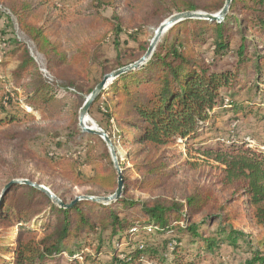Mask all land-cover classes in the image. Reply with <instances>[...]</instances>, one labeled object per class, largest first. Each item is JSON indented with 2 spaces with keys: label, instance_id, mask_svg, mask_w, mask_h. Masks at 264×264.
I'll return each instance as SVG.
<instances>
[{
  "label": "trees",
  "instance_id": "1",
  "mask_svg": "<svg viewBox=\"0 0 264 264\" xmlns=\"http://www.w3.org/2000/svg\"><path fill=\"white\" fill-rule=\"evenodd\" d=\"M224 2L86 0L77 13L89 23L81 33H69L62 30V12L57 17L43 12L44 0H0L54 76L51 80L44 76L10 29L11 15L2 12V35L10 49L5 53L8 60L0 61V66H7L14 57L18 63L11 71V87L0 85V130L38 122L48 138L57 139L64 132L66 141L74 140L79 134L78 111L85 99L72 79L59 82L57 74L69 68L77 77L87 75L88 64L108 39L114 50L110 71L130 64L148 48L128 31L132 23L158 26L186 10L216 13ZM107 8L110 17L102 14ZM235 35L239 38L234 44ZM130 42L134 46H128ZM229 51H235V63L217 68V61ZM263 76L264 0H232L222 21L185 19L173 25L145 64L114 78L91 105L104 98L109 137L125 149L124 159H118L120 167L130 165L122 170V195L108 204L78 200L60 207L36 187L14 183L0 192V264H143L144 258L155 264H200L206 255L220 259L226 249L237 264H264V151L234 139L229 144L219 140L213 146L206 144L217 138L209 133L221 112L244 110L236 100L243 83L256 81L258 92ZM226 96L227 105L223 102ZM206 122L211 128H205ZM89 136L83 156H49L48 144L42 157L32 153L61 180L50 188L66 205L80 195H110L117 187L118 173L106 144L96 134ZM178 139L185 140L183 150L178 148ZM191 152L216 163L213 180L192 184L181 198L155 195L185 167L198 165L184 159ZM82 165L91 166L92 174L84 175ZM127 170L139 177L132 180ZM4 173L1 188L17 178L41 184L18 167ZM136 191L150 197H135ZM147 226L155 230L147 233ZM133 227L146 232L148 239L129 241L122 250L105 245L111 237H127ZM253 235L255 246L250 240ZM86 248L94 254L85 252ZM107 248L111 254L101 252Z\"/></svg>",
  "mask_w": 264,
  "mask_h": 264
},
{
  "label": "rangeland",
  "instance_id": "2",
  "mask_svg": "<svg viewBox=\"0 0 264 264\" xmlns=\"http://www.w3.org/2000/svg\"><path fill=\"white\" fill-rule=\"evenodd\" d=\"M44 1L45 7L43 8V12H45L44 10L50 11L52 15L54 14L55 17L58 16V12H62V14H64L62 16L59 15L61 19L59 21L64 22V29H62L64 31H68L69 33H75V31H79L81 33V29L86 28V23H89L86 18L82 17L77 13L78 10H80L81 7L84 6L86 0ZM2 12H6L11 15L7 6H3L2 4H0V14ZM102 14L106 17H110L112 14L111 9L107 8L102 10ZM11 21L12 28L10 29L14 30V34L18 38V40L21 41L28 48L30 54L37 62L44 76H46L47 79L51 80L54 76L50 75L46 70L44 65V59L41 54L37 52L34 47V44L27 38V36H25V34H23L18 29L16 20L12 15ZM2 22L3 20L1 18L0 61L8 60L9 57H5V53L10 49L8 44H6V42L4 41L5 37L2 35V30L4 28ZM158 26L141 24V22H136L132 23V26L128 28V31L130 33L133 32L135 34L134 38L138 43H147L149 46ZM10 29L7 28V31L10 32ZM87 31L88 29L86 30V32ZM163 35L164 34H162V36ZM161 37L159 38L158 42L160 41ZM238 38V35H235L233 37L234 44L237 43ZM128 46H134V43L130 42L128 43ZM129 55L130 51L126 53L125 58L127 60L130 59ZM113 56L114 50L112 48V42L110 39H108L102 44V46L97 49L95 61H92L90 64H88L87 75L85 73L84 75L78 74L79 77H77L74 75L73 69L64 68L61 74H57V79L59 80V82H64L65 79H72L77 88L79 89L80 95H82L85 99L91 92L90 89H93L94 86L99 83L106 74H109L111 72L110 69L114 65ZM207 56H211V53H207ZM235 61V51H229L223 56L222 59L217 61V64H215V66H217V68H228L229 66L232 67L231 64L235 63ZM17 63L18 59L14 57L7 66H0V85H2L4 89H9L11 87V71L17 65ZM251 78L253 80V77ZM243 84L244 87L239 91L236 100L242 102L244 110H240L237 114H235L231 110L221 112V114L217 118H215L213 131L209 133L217 138L210 140L208 143H206L208 146L215 145L218 142L217 140H219V142L229 144L228 140L234 139L240 140L241 142L246 141L248 142V145L250 147L258 148L264 151V76L261 77V83H259L261 85V90L258 92H255V85L257 84L256 81H245ZM103 99L104 98H102L99 103H96L93 107L89 108L86 124L89 127L95 126L101 130H104L105 133L109 136V130L107 131L108 126L106 124L105 117L103 116ZM13 100L17 101L20 106L23 107L22 103L18 100V96L13 95ZM223 102L225 103V105H227L230 102L229 97L226 96L225 98H223ZM27 110H30V108L27 107ZM36 118L37 120H39V115H36ZM209 124L208 122H206L204 126H208ZM40 126L41 124L38 122L34 124L20 123L13 126L5 127L0 130V158H2L1 165L3 166L1 167L2 169H0V183H3V179L5 177V170L9 171L18 167L20 169V172L28 175L31 174L32 176L40 179V185L48 188L53 194H55L51 190L50 186L57 185L61 180L56 175L49 173L43 166H41L38 161L32 156V153L34 152L36 156L42 157L45 154V151L43 149L46 144H48V149H46V151H48L49 156L56 153H67L73 156H83L85 145L89 140L90 136L89 133L83 132L81 130L79 126V120L77 124V131L79 132V134L74 140L70 141H66V138L63 134L64 132H62V135H60V137H58L57 139H50L48 138L49 136L47 135V132L45 130L39 129ZM205 128H211V126ZM11 136L16 137L10 138ZM112 141L117 153V158L123 160L125 157V149L122 148L117 141ZM56 143H60V146H57ZM184 144L185 140L178 139V148L183 150ZM187 158L188 160L198 165L196 167H185V169L181 170L179 174L174 177V179L167 185L165 190L159 191L155 195H174L177 198H181V196L185 194V190L189 188L192 184L208 183L213 180V174L215 172L214 166L216 165V163L211 160L208 161L203 155H199L198 153L194 152H191L190 155H184V159ZM127 166L130 165L124 163L120 167L121 171L125 170ZM81 170L84 175L92 174L91 166L82 165ZM125 174L129 176L132 180H136L139 177L136 173H133L131 170H127ZM4 187L1 188L0 186V192L3 190ZM133 196L145 198L150 197V194L136 191L134 192ZM215 226L216 223L212 226V228L214 229ZM145 230L147 233H149V231H153L155 230V228L153 226H147ZM146 232H140L138 228L133 227L128 231L127 237L125 234L120 239L117 236L111 237L110 239L105 240V245L111 244L122 250L127 246L129 241L135 242L139 241L141 238L147 240L149 236ZM255 233L256 232H254V235ZM254 235L252 236V239H250L253 246L257 244ZM12 236L13 235L10 236V239L12 238ZM84 251L90 255L94 254V251L90 250L89 248L84 249ZM101 252L111 254L110 249L108 248L106 250H102ZM120 256L122 257V254H120ZM222 256L223 257H221L220 259H216L214 256L206 255L202 259L203 261L200 264H220V262H222V264H237L236 260H231L230 250H223ZM190 257L191 256H189L188 258ZM67 259L68 255L65 254V261H67ZM142 263L155 264L149 261L147 258L142 259Z\"/></svg>",
  "mask_w": 264,
  "mask_h": 264
},
{
  "label": "water",
  "instance_id": "3",
  "mask_svg": "<svg viewBox=\"0 0 264 264\" xmlns=\"http://www.w3.org/2000/svg\"><path fill=\"white\" fill-rule=\"evenodd\" d=\"M231 1L232 0H225L223 7L216 13L186 10L182 12H176L170 15L168 18H166L163 22L159 24L146 52L138 60L134 61L133 63L127 64L125 66L116 68L115 70L111 71L109 74H106L103 77V79L94 86V88L85 98L82 106L79 109V117H78L79 126L83 132H86L89 134H96L100 138H102L104 142L106 143V146L109 150V154L113 162L114 168L116 169L118 173L117 187L112 194L106 195V196L80 195V196H76L75 199L69 205H66L65 203H63L61 199H59L55 194H53L48 188L40 184H37L35 182H32L28 179H14L10 181L3 188L1 193L7 191L14 183H21V184L34 186L37 189L45 192L51 198V200L60 207L72 206L78 200H90V201L104 203V204L112 203L113 201L117 200L122 195V192H123L122 171L120 168V163L117 158V153H116L112 139L105 133L104 130H101L95 126H91V127L87 126L86 122H87V114H88L89 108L94 103V101L99 96V94L102 92V90L107 88V86L113 81L114 78H116L117 76L121 75L124 72H127L129 70H132L136 67H139L145 64L149 60L151 55L153 54L159 38L169 28H171L176 23L183 21L185 19H207L211 21L213 20L222 21L230 9Z\"/></svg>",
  "mask_w": 264,
  "mask_h": 264
}]
</instances>
